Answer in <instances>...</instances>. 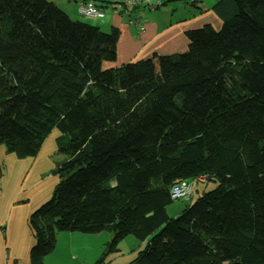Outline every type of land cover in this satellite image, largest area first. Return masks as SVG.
Listing matches in <instances>:
<instances>
[{"label":"trees","instance_id":"1","mask_svg":"<svg viewBox=\"0 0 264 264\" xmlns=\"http://www.w3.org/2000/svg\"><path fill=\"white\" fill-rule=\"evenodd\" d=\"M229 2L219 28L185 31L184 51L103 68L117 28L0 0V144L23 158L62 134L58 181L28 217L29 264L58 232L104 230L111 248L145 242L126 264H264V0L216 5ZM173 199L190 202L168 217Z\"/></svg>","mask_w":264,"mask_h":264},{"label":"crops","instance_id":"2","mask_svg":"<svg viewBox=\"0 0 264 264\" xmlns=\"http://www.w3.org/2000/svg\"><path fill=\"white\" fill-rule=\"evenodd\" d=\"M50 1L70 17L77 19L79 0ZM93 1L103 9L106 6L103 0ZM218 1L199 0L196 5L190 6L192 8L189 10L188 7H184L185 10L181 12L170 13L167 19L160 18L157 14L143 15L140 13V15L138 13L127 19V22H123L119 12L112 10V13L106 16L105 9L102 19L83 18L86 22L88 20L98 21L94 25L102 30L118 29L117 54L121 62H126L144 59L153 54L178 53L184 49L187 42L185 31L205 24L218 28L228 12L232 11L231 2L220 7L216 5ZM136 18H138V25L141 24L142 28L129 23L130 19ZM103 23L106 25L105 28H102ZM45 138L35 155L23 158L8 152L5 146L0 144V264H29L28 251L33 244L34 237L28 225V217L50 196L58 181V177L52 173L53 163L56 165L62 160L61 157L60 160L51 159L55 146L57 150V138L43 149L46 144ZM85 236L102 238L101 243L105 244L108 241L107 238L111 237V233ZM57 239L58 234L54 247L45 256L56 254ZM88 240L77 239L78 243H86ZM68 243L72 245L74 240ZM45 256L42 258V264Z\"/></svg>","mask_w":264,"mask_h":264},{"label":"rangeland","instance_id":"3","mask_svg":"<svg viewBox=\"0 0 264 264\" xmlns=\"http://www.w3.org/2000/svg\"><path fill=\"white\" fill-rule=\"evenodd\" d=\"M185 6H183V5ZM205 5V4H204ZM192 5H188L184 3L183 0H168L164 5L153 9L148 10L144 8H140L139 12L137 10H132L129 15H126L124 13H120L123 22H127V19L136 16V14L142 13L143 15H149V14H157L160 18L167 19L169 18L170 13L172 12H181L185 10L184 7H190ZM112 5H107L104 7L106 16L107 14L112 13ZM141 15V14H140ZM78 20H86L82 16L78 15ZM106 19H104L105 21ZM87 23L89 24H97L98 21L95 20H88ZM108 26V25H107ZM105 23L102 24V28H105ZM220 27V26H219ZM218 27V28H219ZM198 28V27H197ZM105 32L110 31L109 28L103 30ZM186 45L184 49H182L179 52H182L186 49ZM178 52V53H179ZM163 55V54H160ZM151 57V56H150ZM149 58V57H147ZM146 59V58H144ZM138 60V59H137ZM134 61V60H132ZM128 62V61H126ZM122 63L119 55L116 54V59L112 62H103L102 67L107 68L109 66H118ZM62 135L60 131H58L56 128H54L46 139V144L44 145L43 149L47 147L50 143L54 142V139H56L58 136ZM60 157L63 158L64 155L61 152H58L56 150V146L54 147V152L51 153V159L52 160H60ZM54 163L53 167L54 168ZM205 185L203 183L197 184V186H194V189L198 187L199 192L204 188ZM210 187V185H208ZM196 196V193L194 192L193 197ZM192 197V199H194ZM190 200L185 199H173L170 204L166 206V214L168 217H174L176 216L180 210L188 204ZM97 233H102L104 235H107V231H101ZM97 233H82L77 231H61L58 232V239L56 240V254H53L54 256H45L43 259V264H126L133 260L135 255L137 254V251L142 249L144 247L145 242L140 241L133 235L125 236L123 239H121L115 248H111L108 244L111 237L107 238V242L105 244L101 243L102 238H92L85 235H93ZM56 234V235H57ZM83 234V235H82ZM64 235V236H59ZM82 237V238H79ZM77 239L87 240L86 243H78ZM74 240V243L71 245L68 242H72ZM34 243V241H33ZM52 255V253L50 254ZM47 257V258H46ZM101 259V261H99Z\"/></svg>","mask_w":264,"mask_h":264},{"label":"built area","instance_id":"4","mask_svg":"<svg viewBox=\"0 0 264 264\" xmlns=\"http://www.w3.org/2000/svg\"><path fill=\"white\" fill-rule=\"evenodd\" d=\"M123 2L122 6H116L112 7V10L114 12H119V13H124L126 15H129L131 11L136 7L135 9L138 11L140 8L148 9V10H153L156 9L162 5L167 0H118ZM184 3L188 5H192L195 2L199 0H183ZM77 13L80 16H83L85 18H96V19H101L104 17V10L101 6L98 4L94 3L92 0H81L77 4ZM138 18L136 19H130L129 23L134 24L138 26L139 28L141 27L138 25ZM189 193V188L188 186H185L184 183H180L179 185H175L171 188L170 195L172 198H177L182 195H186Z\"/></svg>","mask_w":264,"mask_h":264},{"label":"clouds","instance_id":"5","mask_svg":"<svg viewBox=\"0 0 264 264\" xmlns=\"http://www.w3.org/2000/svg\"><path fill=\"white\" fill-rule=\"evenodd\" d=\"M79 1H81V0H79ZM79 1H78V2H79ZM166 2H167V1H166ZM166 2H165V3H166ZM165 3H164V4H165ZM77 4H78V3H77ZM99 6H100V5H99ZM135 8H136V7H134L133 10H136ZM103 10H104V9H103ZM139 10H140V9H139ZM139 10H138V11H139ZM82 17H83V16H82ZM101 19H102V18H101Z\"/></svg>","mask_w":264,"mask_h":264}]
</instances>
